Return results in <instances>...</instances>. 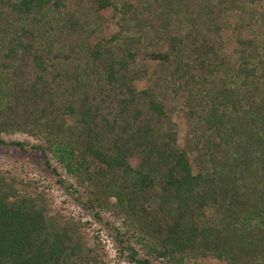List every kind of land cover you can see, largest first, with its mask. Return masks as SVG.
<instances>
[{
    "label": "trees",
    "instance_id": "1",
    "mask_svg": "<svg viewBox=\"0 0 264 264\" xmlns=\"http://www.w3.org/2000/svg\"><path fill=\"white\" fill-rule=\"evenodd\" d=\"M105 10L115 31L96 39ZM177 101L191 120L183 145ZM66 132L72 143L53 149L4 138ZM0 146L50 150L92 186L89 209L113 199L131 263L264 264V0H0ZM31 182L0 168V264L104 261L87 222L52 212Z\"/></svg>",
    "mask_w": 264,
    "mask_h": 264
},
{
    "label": "rangeland",
    "instance_id": "2",
    "mask_svg": "<svg viewBox=\"0 0 264 264\" xmlns=\"http://www.w3.org/2000/svg\"><path fill=\"white\" fill-rule=\"evenodd\" d=\"M75 6H71L74 8ZM238 14L234 13L231 15L224 24L222 33L223 38V54L234 59L237 55L235 53L236 42L234 38L233 26L238 20ZM95 20V21H94ZM96 22V23H95ZM93 27L97 29L95 38L109 37L114 31V22L111 17V11L105 10L99 13V16L93 18ZM136 67H145L150 72L153 69H158L159 64L156 61L143 60L140 57L137 60ZM149 82H140L139 88L147 86ZM188 108L184 101H177L175 103V110L173 113V128L177 129L179 134L180 143L183 145L187 131L191 125L189 120ZM54 131L56 130L53 127ZM4 138L7 141H21L27 142L30 145H41L47 149H53L57 142L60 141L64 145L70 140L71 137L67 134H57L56 142H51L45 135L30 136L27 134L16 133L12 135H5ZM28 151H21L17 147H4L0 146V168L9 169L15 175L24 178L31 182V187L44 189L48 194L51 201L52 212H65L74 215V217L86 221V227L84 229L87 239L90 245H93L95 239L102 240L106 254L104 255V261L98 264H134L128 261L127 254L129 250H125L124 254L118 256L119 248L128 245V242L120 240L122 239L121 234L130 229L129 224L125 220L124 214L115 206L114 200L110 201V205L103 208L100 211L98 207L88 208L84 203H87V199L92 197V193L89 189L92 186L88 185L85 181L81 180V177L76 174H70L64 165L60 162L58 156L49 150L48 160L39 151L31 152L29 146ZM73 162L81 160V153L78 150H74ZM86 159L90 162V158ZM55 169L56 172L53 170ZM92 169H98L97 165H92ZM82 175V174H81ZM88 185V186H87ZM96 212L100 218L96 216ZM216 214V213H215ZM218 214V213H217ZM221 214L223 212L221 211ZM220 219L218 215L214 218L208 219V224L214 220ZM139 251L141 257V249L138 248L134 240L130 242ZM143 257V256H142ZM156 264H168L166 261H157ZM189 264H230L227 260H219L214 256L200 257L193 263Z\"/></svg>",
    "mask_w": 264,
    "mask_h": 264
}]
</instances>
